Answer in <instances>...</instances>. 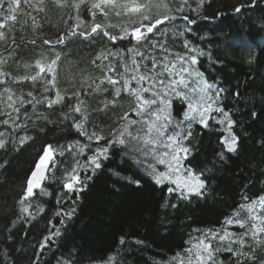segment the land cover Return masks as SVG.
<instances>
[{"label":"trees","instance_id":"16d2710c","mask_svg":"<svg viewBox=\"0 0 264 264\" xmlns=\"http://www.w3.org/2000/svg\"><path fill=\"white\" fill-rule=\"evenodd\" d=\"M126 1L92 8L99 0H85L84 4L80 0H20L13 13L15 20L7 21L3 18L9 15V0L0 8V22L5 23L0 28V80L6 81L0 84V138L9 141L10 149L15 148L7 154L0 152V161H7L0 168V264H181L182 260L186 264L191 255L188 250L195 252L201 240H211L213 248L219 249L215 257L223 264H237L235 255L223 248L227 242L213 240L212 234L243 233L238 224L229 225L226 220L238 211L246 218L247 213L238 209L249 202L243 196L251 200L264 194V106L259 103L264 97V2L256 0L255 7H249L252 0H151L149 10L130 12ZM76 4H80L79 10ZM182 4L183 12L177 11ZM239 5L245 7L237 12ZM164 16L176 19L157 25L140 41L128 37L141 23L149 25ZM184 16L196 23H189ZM96 24L101 29L91 33ZM186 40L191 41L188 47ZM57 55L54 73H45L37 82L24 79L37 76L38 64L47 68ZM193 55L199 61L193 67L209 82L222 81L230 89L239 82L241 95L257 101L255 119L239 105L241 111L234 117L238 124L233 129L240 138L237 152L226 153V159L202 177L208 185L205 196L193 194L185 200L179 192L169 195L167 188L174 186L167 182L157 186L124 154L126 149L116 144L109 148V159L101 160V167L93 173L87 161L98 147L114 139L125 113L130 119L138 118L131 114L136 101L123 91L124 81L150 71L154 76L162 74L161 79H179L183 62L179 58L186 61ZM217 59L223 63H215ZM184 75L189 81L199 79ZM106 77L119 83L110 84ZM49 80L54 82L47 84L45 92L42 84ZM6 87L14 93L11 102ZM117 87L122 91L113 105ZM132 87L139 85L132 81ZM29 91L33 96L27 95ZM57 92L64 98L59 106L45 109L35 103L45 95L55 97ZM143 95L148 98V93ZM170 99L169 110L180 118L186 101L175 96ZM81 101L83 116H73L82 123L83 131L73 126L72 119L60 115L65 105ZM224 106L230 107V101H224ZM39 112L57 115L50 117L52 123H46L37 120ZM84 132H95L104 139L89 140ZM225 134L215 121H209L208 128L194 124L187 143L195 146L185 166L199 172L222 149L220 140ZM22 137L29 139L21 145ZM46 144L56 151L55 163L42 183L48 195L35 189V195L21 204ZM67 145H72L71 151ZM60 146H65L63 155ZM77 162L80 179L87 186L68 192L63 184ZM166 199L169 207L163 208ZM70 208L75 212L69 219L63 213ZM252 223L248 221L249 226ZM56 229L59 236L53 235ZM48 236L52 239L42 247ZM245 239L258 256L264 255V243ZM257 239L264 241V234ZM243 250L250 251L246 246Z\"/></svg>","mask_w":264,"mask_h":264},{"label":"snow or ice","instance_id":"6c2138e0","mask_svg":"<svg viewBox=\"0 0 264 264\" xmlns=\"http://www.w3.org/2000/svg\"><path fill=\"white\" fill-rule=\"evenodd\" d=\"M28 0H25L27 3ZM264 2V0H262ZM85 0H80V4H84ZM186 3V0H185ZM4 0H0V8L3 7ZM20 0H9V15L5 16L4 21L15 20V7H18ZM80 4L74 5L78 10ZM102 5H113L115 6V0H99L97 3L91 5L92 8H101ZM256 0H252V3L248 5L249 7H255ZM127 10L130 12H139L142 8H147V5H134L126 6ZM244 5H239L236 7L235 11L239 12ZM184 5L182 4L180 8L177 9L179 12H183ZM119 14V13H117ZM145 20L149 19L147 16L144 17ZM176 19L175 16L169 17L164 16L162 19L157 18L154 23L145 25L141 23L140 27L134 29L133 36L137 41L142 38H146V32H152L157 25L163 24L165 22H170ZM184 20L188 21L189 17L184 16ZM189 23H196L195 20H190ZM5 27V23L0 22V28ZM101 29V25L97 24L91 29V33H96ZM75 34V33H74ZM3 33H0L2 36ZM85 36L89 33H84ZM107 35V33H105ZM113 40L117 37H111ZM123 39V37H120ZM63 42V39L58 41ZM44 43H50L49 41H44ZM191 41H185V47H188ZM129 51H132L131 49ZM192 51H197L193 48ZM141 55V53H137ZM204 55L203 52L200 53ZM57 55L56 60L51 62L47 68L42 65L40 67V73L37 76L25 77V80L30 79L32 82H37L38 77H43L45 73H54V66L56 61L59 60ZM183 61L180 65L177 75L179 79H161L160 75L155 76L151 74H134L130 79H126L123 85V91L129 95L135 97L136 106L132 109V115L138 117L139 119H130L129 113H125L122 119L126 120L127 123L121 127L118 134L115 135L114 139H109L106 141L105 145L98 147L92 157L87 161V165L91 168L92 172L95 169L101 167V160L109 159V148L111 145L123 146L127 151L125 155L135 154L138 157L151 159L152 163H148L147 167L150 170L149 175L156 183L157 186L163 185L168 182L174 187H168L167 193L170 195L175 192L181 193L182 199H189L191 195H196L198 197H203L207 193V180L205 177L206 173H210L214 167L218 165L219 162H223L226 159V153H236L239 146V136L233 131L237 126L238 120L234 119L237 113L241 111L239 105L243 104L248 110V114L255 119L257 112L255 110L256 98L255 97H243L240 92L239 82L234 88H228L223 85L221 81L219 84L215 81L209 82L204 74L199 71L198 68L193 67L198 65L199 61L197 56H190L186 61L183 57L179 58ZM215 63H223L222 59H217ZM134 69L138 68L135 59L132 60ZM187 64L188 66H185ZM155 67V65H154ZM176 65H172V69H175ZM114 71V69H110ZM188 77H198V80L189 81L186 79L185 75ZM110 84L116 85L119 81L112 79L111 77H106ZM219 79V78H217ZM132 81H135L139 87H132ZM54 81H45L42 84L44 91L47 92V84L53 83ZM0 84H6L5 80H0ZM147 84V86H145ZM190 84L195 86L189 87ZM183 85V88L180 86ZM122 89L117 87L114 90V99L111 102L113 105L116 103V99L120 97ZM5 92L8 94V101H12L14 93L10 87L5 88ZM144 93H148V98L144 97ZM29 97L33 96V93L29 91L27 93ZM179 97L186 101L185 110L183 111L180 118H177L169 110L171 106L170 97ZM63 97L57 92L55 97L43 96L42 99H37L35 103L37 105L43 106L45 109H53L54 106H59L63 101ZM230 101V107L225 108L224 101ZM31 103V101H30ZM259 103L264 106V97H260ZM83 101L79 104L65 105L64 108L60 109V115L63 119H72L73 126L78 130L83 131V126L81 122H78L73 114H79L83 116L81 105ZM108 105L105 104L106 108ZM9 107H12L9 104ZM65 109H70L67 111ZM15 112H19L18 108L13 109ZM10 115V114H9ZM57 115L56 112H39L37 113V120L44 121L46 123H52L50 119L51 116ZM209 121H215L219 126H223V131L226 133L221 137L220 143L222 149L216 153L215 159L206 164L204 168L200 169L199 172L195 171L190 165L185 166L184 161L192 154V148L195 146L193 144L187 143L193 136V125L198 124L203 128L209 127ZM7 123V121H4ZM133 126H135L133 128ZM88 136L89 140L93 138L97 142L104 139L97 133L93 132L89 135L87 132L83 133ZM2 136V134H0ZM29 139L28 137L20 138L21 145ZM63 155V148L65 146H60ZM67 150L71 151L72 145H67ZM10 150L14 151L15 148H9V141L0 138V152L7 154ZM83 149H81L82 151ZM56 151L53 149L51 144H46L42 151L39 160L32 171L28 181L25 191V196L21 199L20 203L23 204L24 200L28 197L35 195V189H42L43 195H48L46 190H43L42 182L46 179V175L49 171L50 165L55 163ZM136 163L143 162L140 159L135 161ZM7 161H0V168L4 167ZM159 166H164L166 171H160ZM79 163L72 169V172L67 177V182L63 184V187L68 192H79L85 188L86 182H82L79 174ZM114 176L119 177L118 172L113 173ZM91 177H86L90 179ZM138 183V182H137ZM80 187H77V186ZM243 200L249 201L248 203H242L238 205V209L247 213L246 218H241L240 212L234 214V218L226 220V223L231 225L234 222L239 225L240 228L244 229V232L239 235H233L232 233L225 232L223 235L212 234V239H218L221 242H227L223 245L225 251L235 255L237 264H264V255H257L256 248L252 244H248L246 237L251 238L255 243L260 244L264 241H260L257 238L260 234H264V194L258 195L255 198L249 200V197L243 196ZM75 201H73V204ZM163 208L169 207L167 199L164 204L161 205ZM175 207V205H171ZM27 211V208L23 209ZM75 212V208H70L69 211L64 212L63 215L67 218H71ZM61 213H57L60 215ZM248 221H252V225L249 226ZM63 223V221H61ZM60 230L56 229L53 233L54 236H59ZM52 236L45 237L44 245L46 247ZM121 243H124L121 239ZM238 245L237 248H233L232 245ZM248 247L250 251H244V247ZM219 249H214L211 240L207 242L201 240L197 246L196 251L192 252V249L188 251L191 255L188 257L186 264H223L215 257V252ZM111 259V257H110ZM71 264V261L68 262ZM181 264H185L182 260Z\"/></svg>","mask_w":264,"mask_h":264},{"label":"rangeland","instance_id":"374dc122","mask_svg":"<svg viewBox=\"0 0 264 264\" xmlns=\"http://www.w3.org/2000/svg\"><path fill=\"white\" fill-rule=\"evenodd\" d=\"M149 2H151V0H127L126 2H125V6H128V7H130V6H134V5H147V8H142V10L141 11H147V10H149L148 8V6H149ZM149 3V4H148ZM159 8V7H158ZM140 12V11H139ZM163 17H161V19H162ZM97 25V24H96ZM135 106H136V102H135ZM135 108V107H134ZM135 118H136V116H135ZM136 119H139V118H136ZM122 120H124V119H122ZM127 123V121L126 120H124L123 122H122V124L121 125H119V128L117 129V130H115V133H114V138H115V135L116 134H118V132H119V130L121 129V127L123 126V125H125ZM135 126H133V128H134ZM127 151V150H126ZM125 151V152H126ZM125 154V153H124ZM129 156H131L135 161L137 160V159H140V160H142L143 162H141V163H137L138 164V166L145 172V173H147V174H149V169H148V167H147V164L148 163H152V161H151V159L149 158V159H147L146 161L144 160V158H142V157H138L137 155H135V154H129ZM159 170L160 171H166V168L164 167V166H159ZM151 176V175H150ZM168 183V182H167ZM172 186H174V185H172Z\"/></svg>","mask_w":264,"mask_h":264},{"label":"water","instance_id":"95a60500","mask_svg":"<svg viewBox=\"0 0 264 264\" xmlns=\"http://www.w3.org/2000/svg\"><path fill=\"white\" fill-rule=\"evenodd\" d=\"M50 166H51V165H50ZM49 169H50V168H49ZM48 172H49V171H48ZM47 174H48V173H47ZM46 176H47V175H46ZM44 181H45V180H44ZM44 181H43V182H44ZM43 182H42V183H43Z\"/></svg>","mask_w":264,"mask_h":264},{"label":"built area","instance_id":"2783aa9c","mask_svg":"<svg viewBox=\"0 0 264 264\" xmlns=\"http://www.w3.org/2000/svg\"><path fill=\"white\" fill-rule=\"evenodd\" d=\"M134 31H132L131 35L133 34Z\"/></svg>","mask_w":264,"mask_h":264}]
</instances>
